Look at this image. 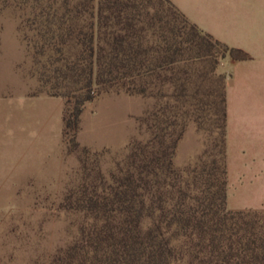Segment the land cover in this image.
<instances>
[{"label":"trees","instance_id":"1","mask_svg":"<svg viewBox=\"0 0 264 264\" xmlns=\"http://www.w3.org/2000/svg\"><path fill=\"white\" fill-rule=\"evenodd\" d=\"M0 2L21 13L45 93L65 98L68 150H88L76 138L80 115L102 91L153 99L138 116L147 136L132 137L106 171L80 157V179L65 200L82 220L50 264H264V209L226 207V73L217 66L245 51L171 0ZM189 121L207 122L217 141L179 167L173 159Z\"/></svg>","mask_w":264,"mask_h":264},{"label":"crops","instance_id":"2","mask_svg":"<svg viewBox=\"0 0 264 264\" xmlns=\"http://www.w3.org/2000/svg\"><path fill=\"white\" fill-rule=\"evenodd\" d=\"M171 1L202 30L247 53L227 54L219 64L226 73V207L264 209V0ZM97 98L83 107L76 138L93 149H121L130 137L113 125L111 113L98 115ZM64 105L57 94L0 93V198L22 194L24 184L58 178ZM27 199L0 204V210L24 209Z\"/></svg>","mask_w":264,"mask_h":264},{"label":"rangeland","instance_id":"3","mask_svg":"<svg viewBox=\"0 0 264 264\" xmlns=\"http://www.w3.org/2000/svg\"><path fill=\"white\" fill-rule=\"evenodd\" d=\"M20 14L13 5L4 6L0 2V93L45 92L39 79V65L21 38ZM217 71H220L219 65ZM96 97L94 104L98 115L111 113L112 117L109 118L114 126L118 125L123 130L124 137L128 134L130 140L132 137L147 136L138 116L152 105L151 97L113 88L102 91ZM101 124L110 123L102 121ZM68 137L66 134L60 148L63 168L58 178L41 184L32 183L31 186L24 184L22 194L0 198V204L5 206L15 205L20 196L28 198L24 209L0 210V264H50L54 252L75 238L82 220V212L67 207L65 200L67 193L80 179V157L85 158L89 166L98 164L106 171L124 150V147H88L87 151L81 148L70 151ZM214 139H217L216 132L207 122L198 126L196 122L189 121L178 141L174 164L181 167L193 163L205 149L213 146L217 141ZM218 147L214 146L215 152Z\"/></svg>","mask_w":264,"mask_h":264}]
</instances>
